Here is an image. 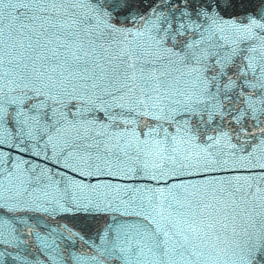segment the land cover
<instances>
[{
    "label": "snow or ice",
    "instance_id": "snow-or-ice-1",
    "mask_svg": "<svg viewBox=\"0 0 264 264\" xmlns=\"http://www.w3.org/2000/svg\"><path fill=\"white\" fill-rule=\"evenodd\" d=\"M0 210L112 214L13 264H264V0H0Z\"/></svg>",
    "mask_w": 264,
    "mask_h": 264
},
{
    "label": "water",
    "instance_id": "water-1",
    "mask_svg": "<svg viewBox=\"0 0 264 264\" xmlns=\"http://www.w3.org/2000/svg\"><path fill=\"white\" fill-rule=\"evenodd\" d=\"M5 151H10V149L5 148ZM15 153V150H11ZM19 155H23L25 160L34 161L35 158L29 156L27 153H15ZM43 163V161H39ZM49 167L52 168L53 172L59 170L61 172L66 171L60 166H53L52 164H49ZM28 165H24V169H27ZM9 170H11L9 168ZM27 174V173H26ZM71 175V173H68ZM52 179L56 182L61 181V177L59 176H53ZM8 179L6 178L5 173V184L7 185ZM61 187L63 188V184H61ZM79 195V194H78ZM0 215H2L5 219H13V216H15L16 219H13V224L16 227H21L22 225L20 223H17V221H23L26 220L30 225H33L35 227V231L39 232L41 236H47L48 230L53 228H58L59 226L67 225L69 227H72L74 231L80 232L81 234H94L95 229L99 225H103L104 222L108 219H110V216L112 215L109 213L108 215H99V216H92V215H86L84 213H76V214H61V213H54L52 215H49L47 213H40V212H26L23 210H18L14 214L11 212H8L7 210H0ZM19 233H16L18 235ZM5 238L8 237V230H5ZM22 239H27L29 241L30 247L34 250L36 245L34 243L35 241V234L32 236H23ZM60 241H58L59 243ZM0 251H4L6 253L3 264H13L12 260L9 258L7 254H11L12 256L17 255V253H23L24 248L23 246L17 247L16 245L12 244H4L0 246ZM42 258V257H41ZM29 259H32L31 256H29Z\"/></svg>",
    "mask_w": 264,
    "mask_h": 264
}]
</instances>
